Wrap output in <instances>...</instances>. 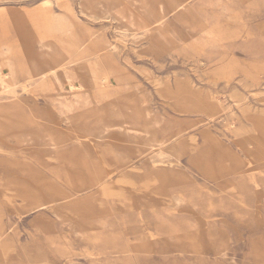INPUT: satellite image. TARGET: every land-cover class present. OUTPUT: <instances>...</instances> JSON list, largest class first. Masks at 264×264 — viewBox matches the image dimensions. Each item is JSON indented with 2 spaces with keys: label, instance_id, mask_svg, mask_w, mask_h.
<instances>
[{
  "label": "rangeland",
  "instance_id": "374dc122",
  "mask_svg": "<svg viewBox=\"0 0 264 264\" xmlns=\"http://www.w3.org/2000/svg\"><path fill=\"white\" fill-rule=\"evenodd\" d=\"M66 1L0 0V264H264V0Z\"/></svg>",
  "mask_w": 264,
  "mask_h": 264
},
{
  "label": "bare ground",
  "instance_id": "6f19581e",
  "mask_svg": "<svg viewBox=\"0 0 264 264\" xmlns=\"http://www.w3.org/2000/svg\"><path fill=\"white\" fill-rule=\"evenodd\" d=\"M68 1V0H67ZM66 1V2H67ZM67 8V7H66ZM66 8H64V11H66ZM69 10V9H67ZM69 12V11H68ZM67 12V13H68ZM71 13V12H70ZM63 14V13H62ZM66 15V14H65ZM69 16V15H68ZM71 17H75V16H71ZM70 17V18H71ZM7 18H8V22L11 23L13 25V28L15 30V32H39L41 31L38 27L34 26L32 27V24L34 25V20L35 17H34V14L33 15H26V14H21L19 12H10L8 13L7 15ZM69 18V19H70ZM24 20V23L22 24H18V20ZM66 18L64 17H59V21H60V24H61V27H66L68 24L67 22L64 20ZM70 23V22H69ZM74 25V24H73ZM72 27V26H71ZM68 29L70 27H67ZM58 29V28H57ZM71 30H73V28H71ZM62 31V30H61ZM66 31V30H65ZM64 31V32H65ZM63 32V31H62ZM37 38V37H36ZM40 46V44H39ZM39 49V48H38ZM37 52V51H36ZM38 54V53H37Z\"/></svg>",
  "mask_w": 264,
  "mask_h": 264
}]
</instances>
